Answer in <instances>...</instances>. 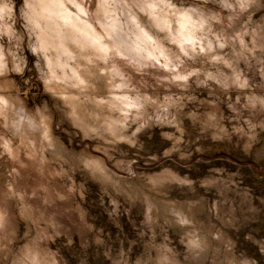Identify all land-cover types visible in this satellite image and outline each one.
Wrapping results in <instances>:
<instances>
[{
    "label": "rangeland",
    "instance_id": "obj_1",
    "mask_svg": "<svg viewBox=\"0 0 264 264\" xmlns=\"http://www.w3.org/2000/svg\"><path fill=\"white\" fill-rule=\"evenodd\" d=\"M0 264H264V0H0Z\"/></svg>",
    "mask_w": 264,
    "mask_h": 264
},
{
    "label": "bare ground",
    "instance_id": "obj_2",
    "mask_svg": "<svg viewBox=\"0 0 264 264\" xmlns=\"http://www.w3.org/2000/svg\"><path fill=\"white\" fill-rule=\"evenodd\" d=\"M59 5V2H52V3H43L41 4V7H40V10L42 12H48V13H54L53 12V9L55 8V6ZM64 9V8H63ZM66 10V9H65ZM55 11V10H54ZM58 11V10H57ZM56 12V11H55ZM54 16H57V15H54ZM85 26V25H84ZM188 24L185 20H181L179 22V31L180 33L184 36V38H188L189 35V32H188ZM87 29V28H86ZM84 32V31H83ZM85 33V32H84ZM86 34V33H85ZM47 38V37H46ZM47 44V43H46ZM60 46V45H59ZM149 47V46H148Z\"/></svg>",
    "mask_w": 264,
    "mask_h": 264
}]
</instances>
